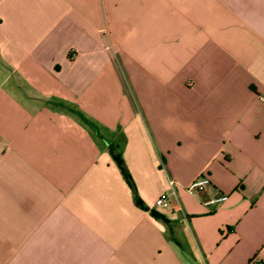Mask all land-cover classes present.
I'll return each mask as SVG.
<instances>
[{"label":"crops","instance_id":"obj_1","mask_svg":"<svg viewBox=\"0 0 264 264\" xmlns=\"http://www.w3.org/2000/svg\"><path fill=\"white\" fill-rule=\"evenodd\" d=\"M257 95L264 0H0V264L264 261Z\"/></svg>","mask_w":264,"mask_h":264},{"label":"built area","instance_id":"obj_2","mask_svg":"<svg viewBox=\"0 0 264 264\" xmlns=\"http://www.w3.org/2000/svg\"><path fill=\"white\" fill-rule=\"evenodd\" d=\"M257 100H263L264 99V95H257L256 96ZM207 181V179L205 177H201L199 179L193 180L189 183L188 187H196V188H200V186L205 183ZM170 183V182H169ZM172 193V191H162L160 192L156 198L153 200V205L154 206H163L164 203L166 202V198L168 196V194ZM220 199H224V196L220 197ZM247 264H264V261H253L251 262L248 261Z\"/></svg>","mask_w":264,"mask_h":264}]
</instances>
